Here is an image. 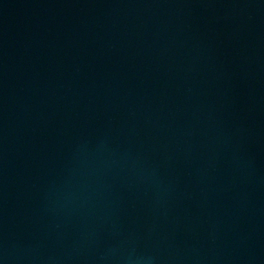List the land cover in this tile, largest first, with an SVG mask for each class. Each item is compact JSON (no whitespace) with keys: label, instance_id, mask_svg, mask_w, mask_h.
Instances as JSON below:
<instances>
[{"label":"water","instance_id":"water-1","mask_svg":"<svg viewBox=\"0 0 264 264\" xmlns=\"http://www.w3.org/2000/svg\"><path fill=\"white\" fill-rule=\"evenodd\" d=\"M0 264H264V0H0Z\"/></svg>","mask_w":264,"mask_h":264}]
</instances>
